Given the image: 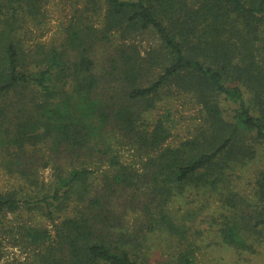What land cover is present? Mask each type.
<instances>
[{
	"label": "trees",
	"instance_id": "1",
	"mask_svg": "<svg viewBox=\"0 0 264 264\" xmlns=\"http://www.w3.org/2000/svg\"><path fill=\"white\" fill-rule=\"evenodd\" d=\"M48 1L0 0V154L10 174L37 189L0 193V219L26 209L51 220L53 235L16 226L35 251L34 264H154L136 246L157 230L178 231L166 209L175 191L215 189L228 170L253 156L248 140L264 144V0H87L92 11H103L101 27L80 18L68 25L64 48L31 56L16 35L38 20ZM115 34L126 41L155 36L151 65L127 43L99 68L90 54L97 41ZM69 51L77 56L67 58ZM151 71L157 73L149 79ZM166 87L195 97L209 122L208 138L173 147L166 145L163 120L144 127ZM114 141L147 157L140 171L110 155ZM42 143L53 168L47 184L35 171L34 149ZM104 161L112 172L95 187L86 165ZM125 194L142 214L137 233L126 229L112 202ZM233 198L226 199L231 214L220 239L251 251L264 233V174L252 199ZM2 253L0 242V259ZM169 264L193 260L183 253Z\"/></svg>",
	"mask_w": 264,
	"mask_h": 264
},
{
	"label": "rangeland",
	"instance_id": "2",
	"mask_svg": "<svg viewBox=\"0 0 264 264\" xmlns=\"http://www.w3.org/2000/svg\"><path fill=\"white\" fill-rule=\"evenodd\" d=\"M87 0H49L41 7V16L36 22L30 21L17 33V39L21 48L29 55L47 52L51 48L62 49L67 36V27L75 24L80 18L86 17L96 28L101 27L102 10L92 11ZM136 47L143 63L151 65L153 51L159 47L158 41L152 34L136 36L128 41L122 40L118 35L112 36L108 41H97L90 57L96 59L98 67L102 68L108 62L114 50L124 44ZM68 52V51H67ZM67 58L76 57V53L69 51ZM155 57V56H154ZM104 66V67H105ZM157 71H151L152 74ZM144 119V127L151 129L158 119L163 120L169 134L166 145L177 146L188 139L208 138L209 122L201 105L190 93H180L174 88H164L159 99ZM253 156L246 159L243 165H234L226 172V178L213 189L196 190L186 186L182 191H175L166 205L178 231L168 232L157 230L139 240L136 253L139 257H145L154 264H169L175 262L179 254L186 253L193 260V264H264V233L254 240L253 250L241 251L225 245L219 236L224 216H230L231 208L229 200L241 195L252 199L255 188V180L264 174V144L252 143ZM45 143L34 149L38 159L35 168L37 179L44 184L52 180L53 168L48 165L49 159ZM132 144L114 141L112 144L113 155L118 162L126 167L140 171L147 160L144 154H140ZM109 157V156H108ZM5 157L0 154V193L13 190H24L30 194H36L34 186L24 184L17 175L10 174L4 167ZM43 162H46L45 164ZM80 165H83L82 163ZM84 166V165H83ZM93 170L90 182L99 187L103 181V175L111 174L112 169L108 162L86 165ZM142 196L139 192L135 193ZM131 194L118 195L113 198V205L121 213L126 229L130 232H139L142 214L139 210H133L135 203ZM226 200V201H225ZM124 210V212H123ZM62 214V216L68 215ZM140 218L135 221V218ZM61 220L57 216L55 223ZM24 224L35 227L48 228L54 234L51 220L41 217L32 211L21 209L16 214H6L0 219V242L2 243V257L0 264H34V249L26 247L19 236L16 226ZM13 228L17 233L13 234ZM143 230L138 234H143ZM14 238V239H13Z\"/></svg>",
	"mask_w": 264,
	"mask_h": 264
}]
</instances>
